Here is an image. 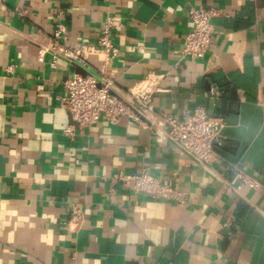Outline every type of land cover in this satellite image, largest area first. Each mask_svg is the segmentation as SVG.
<instances>
[{
    "label": "crops",
    "instance_id": "crops-1",
    "mask_svg": "<svg viewBox=\"0 0 264 264\" xmlns=\"http://www.w3.org/2000/svg\"><path fill=\"white\" fill-rule=\"evenodd\" d=\"M192 7L219 11L202 59L180 52ZM110 18L108 60L97 39ZM60 23L64 48H95L85 64L40 56ZM75 64L114 79L125 100L153 75L154 113L74 124L60 103ZM197 107L227 123L211 169L160 124ZM227 162L260 186L227 195ZM143 170L187 203L113 178ZM0 264H264V0H0Z\"/></svg>",
    "mask_w": 264,
    "mask_h": 264
},
{
    "label": "built area",
    "instance_id": "built-area-1",
    "mask_svg": "<svg viewBox=\"0 0 264 264\" xmlns=\"http://www.w3.org/2000/svg\"><path fill=\"white\" fill-rule=\"evenodd\" d=\"M219 15L214 8L192 7L189 17L191 30L184 38L181 55L183 58L202 59L212 49V20ZM115 23L108 19L97 39V46L108 56V60L116 57L112 39ZM66 27L58 24L53 44L40 50V56L47 53L53 55V67L60 57L79 64H85L83 53H94L95 48L82 46L78 50L64 48L60 41L65 40ZM158 79L153 75L147 77L136 89L129 91L130 100L118 98L112 93L114 79L106 74L90 73L82 76L76 74L68 79L64 86L66 95L61 98V106L65 108L74 124L90 127L104 119L108 124L116 125L125 117L142 123L155 111L153 94L159 91ZM160 124L166 129L167 137L196 163L211 169L222 160L217 152L224 144L222 131L226 126L225 118L210 115L204 107H197L192 112L185 111L181 117L161 115ZM73 125L65 129L67 135L73 134ZM227 175L223 185L227 195L240 193L244 187L258 188L260 183L245 173L237 165L227 162ZM241 177L240 183L233 185L232 181ZM118 181L121 189L132 190L137 194H144L154 200H163L186 204L188 197L177 187L164 183L161 179L143 170L140 173L120 172L113 177Z\"/></svg>",
    "mask_w": 264,
    "mask_h": 264
},
{
    "label": "water",
    "instance_id": "water-1",
    "mask_svg": "<svg viewBox=\"0 0 264 264\" xmlns=\"http://www.w3.org/2000/svg\"><path fill=\"white\" fill-rule=\"evenodd\" d=\"M75 67H77V69H78V73L77 74H80L82 76H86V75H89L90 74L87 71H85L83 68H81L80 66H78L77 64H75Z\"/></svg>",
    "mask_w": 264,
    "mask_h": 264
}]
</instances>
